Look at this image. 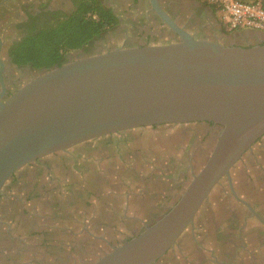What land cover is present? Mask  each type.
Wrapping results in <instances>:
<instances>
[{
    "label": "flooded vegetation",
    "instance_id": "obj_1",
    "mask_svg": "<svg viewBox=\"0 0 264 264\" xmlns=\"http://www.w3.org/2000/svg\"><path fill=\"white\" fill-rule=\"evenodd\" d=\"M100 1L116 23L63 61L178 39L152 0ZM82 2L18 0L9 28L0 27V102L42 70L16 63L14 43L64 20ZM158 3L197 37L240 46L259 43L258 32H226L200 0ZM220 129L212 121L142 126L26 164L0 191V264L98 260L168 212L205 163ZM151 264H264V135L230 176L220 179L176 243Z\"/></svg>",
    "mask_w": 264,
    "mask_h": 264
},
{
    "label": "water",
    "instance_id": "obj_2",
    "mask_svg": "<svg viewBox=\"0 0 264 264\" xmlns=\"http://www.w3.org/2000/svg\"><path fill=\"white\" fill-rule=\"evenodd\" d=\"M152 1L177 40L70 56L0 102V191L26 164L101 136L157 124L221 125L205 163L168 212L91 264L155 262L264 135V37L251 46L197 37Z\"/></svg>",
    "mask_w": 264,
    "mask_h": 264
},
{
    "label": "trees",
    "instance_id": "obj_3",
    "mask_svg": "<svg viewBox=\"0 0 264 264\" xmlns=\"http://www.w3.org/2000/svg\"><path fill=\"white\" fill-rule=\"evenodd\" d=\"M206 4L217 13L215 5ZM114 23L115 17L100 0H83L64 20L14 43L11 54L16 63L48 69L60 65L66 53L85 46Z\"/></svg>",
    "mask_w": 264,
    "mask_h": 264
},
{
    "label": "built area",
    "instance_id": "obj_4",
    "mask_svg": "<svg viewBox=\"0 0 264 264\" xmlns=\"http://www.w3.org/2000/svg\"><path fill=\"white\" fill-rule=\"evenodd\" d=\"M218 8L219 20L228 32H264V4L261 0H201Z\"/></svg>",
    "mask_w": 264,
    "mask_h": 264
},
{
    "label": "crops",
    "instance_id": "obj_5",
    "mask_svg": "<svg viewBox=\"0 0 264 264\" xmlns=\"http://www.w3.org/2000/svg\"><path fill=\"white\" fill-rule=\"evenodd\" d=\"M261 1L264 4V0ZM202 2L206 4V2L204 1ZM17 4H18V0H0V27L9 28V24L12 21L13 15L16 11ZM214 14L219 18L218 11L217 13L214 12ZM249 31L258 32L259 36L264 37V32L255 31V30H249Z\"/></svg>",
    "mask_w": 264,
    "mask_h": 264
},
{
    "label": "rangeland",
    "instance_id": "obj_6",
    "mask_svg": "<svg viewBox=\"0 0 264 264\" xmlns=\"http://www.w3.org/2000/svg\"><path fill=\"white\" fill-rule=\"evenodd\" d=\"M215 16V15H214ZM215 18H217V17H215ZM218 19V18H217ZM222 24V23H221ZM223 26V25H222ZM224 28V30L226 31V32H228L226 29H225V27H223ZM216 30H217V32L218 33H223L222 32V29H220V28H218V27H216ZM198 34H202L203 33V31H200V30H198V32H197Z\"/></svg>",
    "mask_w": 264,
    "mask_h": 264
}]
</instances>
